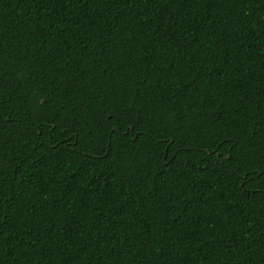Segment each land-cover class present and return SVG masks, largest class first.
I'll return each mask as SVG.
<instances>
[{
  "label": "trees",
  "instance_id": "16d2710c",
  "mask_svg": "<svg viewBox=\"0 0 264 264\" xmlns=\"http://www.w3.org/2000/svg\"><path fill=\"white\" fill-rule=\"evenodd\" d=\"M0 264H264V0H0Z\"/></svg>",
  "mask_w": 264,
  "mask_h": 264
}]
</instances>
